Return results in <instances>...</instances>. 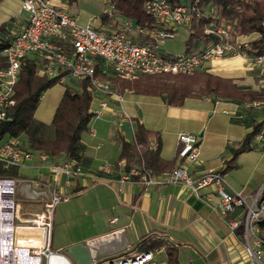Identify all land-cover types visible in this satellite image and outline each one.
Segmentation results:
<instances>
[{"label": "built area", "instance_id": "built-area-1", "mask_svg": "<svg viewBox=\"0 0 264 264\" xmlns=\"http://www.w3.org/2000/svg\"><path fill=\"white\" fill-rule=\"evenodd\" d=\"M210 2L190 0L172 7L167 0H146L143 10L150 20L142 24L122 18L108 3L102 14L118 21V27L104 33L91 23L78 24L51 0H21L27 22L14 33L2 52L5 64L0 66V122L8 119L6 110L15 103L14 86L21 63L29 57H34L35 73L39 76L57 77L58 83H65L66 78L88 80L87 89L92 97L114 95L110 76L125 80H136L142 75L190 77L207 71L213 61L234 57L243 59L247 70L259 73L258 89L263 88L264 55L252 53L250 49V42L259 35L243 34L236 23L210 15L207 10ZM200 19H204V38L197 40L195 46L179 53L163 49L164 40L174 38L180 28L190 30L193 22ZM262 25L264 28V22ZM116 98L121 100L117 95ZM247 105L264 111L262 101L247 102ZM106 108V100H100L93 116H100ZM254 140L264 144V121ZM177 144L179 163L171 170L156 174L141 158L136 164L124 163L118 177L112 178L113 166L108 162L96 171H85L76 159L60 160L57 155L22 147L17 138L0 135L3 169H44L49 177L48 185H44L38 180L0 176V264H74L63 249L52 251L50 244L55 208L69 199L66 189L79 179L118 185H185L225 221L231 234L237 235V230L242 228L247 264H264L260 227L264 221V195L261 191L245 195L231 190L220 171L192 176L191 169L197 164L199 154V137L182 131L177 134ZM135 147L139 153L140 145L135 142ZM156 147L157 141L153 138L149 148ZM205 188H211L215 196L201 193ZM32 203L38 207L34 208ZM23 204L27 208L24 213L20 209ZM237 210H242L243 215L231 218ZM153 257L151 250L133 251L93 260L92 264H155Z\"/></svg>", "mask_w": 264, "mask_h": 264}, {"label": "crops", "instance_id": "crops-1", "mask_svg": "<svg viewBox=\"0 0 264 264\" xmlns=\"http://www.w3.org/2000/svg\"><path fill=\"white\" fill-rule=\"evenodd\" d=\"M51 2L56 8L66 11L78 24L91 23L104 33H110L118 27V21L112 17L103 19L102 11L93 18L92 13L77 9L76 0ZM105 4H108L107 1ZM26 22L27 15L21 9V0H0V25L6 23L10 34L21 30ZM185 30L188 33L184 40V50L189 36V30ZM29 59L35 62L34 57ZM206 72L231 79L241 89L259 90V73L247 70L243 59L239 57L213 61ZM70 79L65 83L77 82L76 79ZM110 82L114 95L105 97L99 94L92 97L91 112L99 108L102 99L106 100L107 108L103 110L102 117L93 116L82 133L77 161L85 171H96L97 167L108 162L113 166L112 178L118 177L125 163L119 160L121 139L132 142V131L137 123L159 137L160 156L167 161L176 158L179 132L198 135L201 139L197 164L191 169L192 176H197L208 171H221L232 156L229 147H237L253 126L264 118L262 109L248 106L247 102L213 100L210 96H203L189 97L182 105L172 106L165 104L159 96L138 94L129 88L120 89ZM63 84H55L62 86L60 92L45 95L49 88L43 93L34 112V121L38 120L43 125L50 124L64 90ZM49 134L50 131L35 135L47 137ZM153 138L155 135L150 140ZM58 158L65 159L63 155ZM19 173L28 175L24 179L38 180L44 185L49 183L44 169L28 168ZM224 178L233 191L245 195L261 191L264 186V144L253 139L251 150L238 155L236 166L224 173ZM86 192L97 195L104 201L99 204L111 209L106 215L107 227L90 237L69 240L64 248L78 242H89L93 249L99 245L103 252H110L111 258L133 251L151 250L155 264H165L166 246L176 249L178 264H184L181 261L183 253L187 251L188 256L191 255L190 251L197 252L207 264H245L247 261L242 239L231 234L225 221L196 198L185 185H118L79 179L66 189L69 198L79 197ZM201 193L215 196L211 188H205ZM32 205L38 207V204ZM241 215L243 211L237 210L231 218ZM210 254L213 257L206 260L205 257Z\"/></svg>", "mask_w": 264, "mask_h": 264}, {"label": "trees", "instance_id": "trees-1", "mask_svg": "<svg viewBox=\"0 0 264 264\" xmlns=\"http://www.w3.org/2000/svg\"><path fill=\"white\" fill-rule=\"evenodd\" d=\"M74 2L75 0H67ZM112 4L115 11L124 19L134 23L149 21V16L143 10L146 0H106ZM172 7L188 3L190 0H167ZM204 5H202L203 7ZM210 15L227 22L236 23L243 34L257 33L259 36L250 42L252 53L264 55V0H211L207 6ZM103 19L108 18L102 15ZM204 19L193 22L186 40V49L192 48L195 42L203 39L202 23ZM14 34H10L6 23L0 25V66L5 64L2 52L9 46ZM36 64L32 59L26 58L21 63V70L17 83L14 86L15 103L6 111L7 120L0 122V135L12 138H23L21 146L34 151L47 152L65 158L79 159V143L82 133L87 129L93 117L90 111L92 95L87 89L86 79H77V82L64 83L62 96L55 108L51 122L50 134L47 137L37 135L24 136L34 122V112L43 93L58 83V78L39 76L35 73ZM110 81L120 89L129 88L134 92L147 96H159L167 105L180 106L189 97L210 96L213 100L226 99L237 103L262 101L264 102V88L259 90L241 89L231 79L202 71L193 77L186 76H148L142 75L136 80L120 79L110 76ZM264 118L253 126L241 143L229 147L231 158L225 162L222 174L236 166V158L244 151L251 150L252 141L257 134ZM155 135L157 147L149 148L150 138ZM134 141L121 139L119 160H124L126 166L136 164L142 158L147 168L159 174L169 171L179 163L176 155L174 160H164L160 156L159 137L137 123L133 132ZM135 142L140 145L139 153ZM0 176L28 178L25 173L9 167L3 169L0 165ZM264 195V186L261 190ZM261 235L264 238V221L260 222ZM242 237V228L237 230ZM165 264H178L177 251L166 246ZM213 255L205 257L211 259Z\"/></svg>", "mask_w": 264, "mask_h": 264}, {"label": "rangeland", "instance_id": "rangeland-1", "mask_svg": "<svg viewBox=\"0 0 264 264\" xmlns=\"http://www.w3.org/2000/svg\"><path fill=\"white\" fill-rule=\"evenodd\" d=\"M105 3L106 0H76V7L85 13H92L93 18H95L99 12L101 13L103 7L105 5L107 6ZM187 33L188 32L185 28H180L175 33L174 38L164 40L161 43L162 47L170 53H179L183 51L185 48L184 40L187 37ZM66 80H69V78H66ZM61 89L62 86L55 85L50 88L45 95L48 93H56L57 91L60 92ZM103 112L98 117H102L104 115ZM48 131H51L50 124L43 125L40 124L38 120H35L31 128L23 135L33 136L36 133L45 134L48 133ZM200 139L201 138H199V140ZM19 141L20 143H23V138H20ZM100 202L104 201L97 195L86 192L79 197L71 196L67 203H59L56 207L54 219L52 221L50 249L52 251H60L64 248V244L69 240L90 237L104 228L107 224L105 222L107 220L106 215L111 212V209L103 206V204H99ZM20 209L21 212L24 213L27 210L26 205L23 204ZM94 221H96V223ZM103 222L104 224H102ZM240 238L244 241L243 237ZM186 253H188V251ZM186 253H183L181 263L207 264L203 257L197 252L194 253L190 251V256ZM246 263L247 261H245V264Z\"/></svg>", "mask_w": 264, "mask_h": 264}, {"label": "water", "instance_id": "water-1", "mask_svg": "<svg viewBox=\"0 0 264 264\" xmlns=\"http://www.w3.org/2000/svg\"><path fill=\"white\" fill-rule=\"evenodd\" d=\"M202 133L200 134V136ZM93 249L88 242H78L65 247L63 250L73 260L74 264H92L93 260L110 259V252H103L99 245Z\"/></svg>", "mask_w": 264, "mask_h": 264}, {"label": "bare ground", "instance_id": "bare-ground-1", "mask_svg": "<svg viewBox=\"0 0 264 264\" xmlns=\"http://www.w3.org/2000/svg\"><path fill=\"white\" fill-rule=\"evenodd\" d=\"M92 244V243H91Z\"/></svg>", "mask_w": 264, "mask_h": 264}]
</instances>
